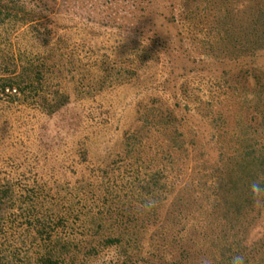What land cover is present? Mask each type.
Returning <instances> with one entry per match:
<instances>
[{"label": "trees", "instance_id": "obj_1", "mask_svg": "<svg viewBox=\"0 0 264 264\" xmlns=\"http://www.w3.org/2000/svg\"><path fill=\"white\" fill-rule=\"evenodd\" d=\"M3 31L37 52L0 55V93L49 117L132 99L72 119L61 164L4 176L1 262L264 264V0H0Z\"/></svg>", "mask_w": 264, "mask_h": 264}, {"label": "rangeland", "instance_id": "obj_2", "mask_svg": "<svg viewBox=\"0 0 264 264\" xmlns=\"http://www.w3.org/2000/svg\"><path fill=\"white\" fill-rule=\"evenodd\" d=\"M83 7L79 8V4H76L73 13L81 17L84 15L85 18L92 17L90 9L85 8L86 10L82 11ZM26 36L21 37V31L13 36L10 35V31L0 32V55L5 53L6 49L17 56L24 52H37L33 48L34 41L30 36ZM9 39L12 40L11 45ZM65 86L66 80H57L52 89L50 85L45 88L43 95L54 89H64ZM104 98L106 104L103 103L102 97H99L92 102L94 104L92 108L90 100L86 104H81L77 101L78 97H74L69 109L49 117L42 109L41 97L29 93L19 95L16 89L0 93V181L5 175L13 177L19 168L36 173L41 172L43 168L48 169L50 166L61 164L69 147L78 145L84 137L83 125H71V120L87 116L97 118L100 111L95 107L103 105V112L107 113L111 109L107 104L118 105L125 99L129 101L132 99V91L124 87L123 90H116L112 97L111 91H108ZM111 98H114V102ZM88 107L91 114L88 113ZM103 118H100L99 122L112 121L105 119L103 121ZM90 140L93 141L91 136ZM37 154L48 158L43 161L37 160ZM0 264L4 263L0 261Z\"/></svg>", "mask_w": 264, "mask_h": 264}, {"label": "clouds", "instance_id": "obj_3", "mask_svg": "<svg viewBox=\"0 0 264 264\" xmlns=\"http://www.w3.org/2000/svg\"><path fill=\"white\" fill-rule=\"evenodd\" d=\"M251 190L254 195L264 193V185L260 183H253ZM229 264H246V258L243 255H233L230 259Z\"/></svg>", "mask_w": 264, "mask_h": 264}]
</instances>
